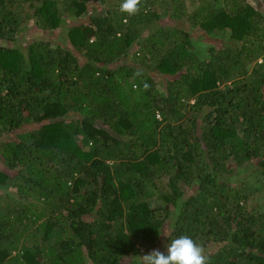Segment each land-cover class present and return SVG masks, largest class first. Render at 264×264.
<instances>
[{
  "label": "trees",
  "instance_id": "1",
  "mask_svg": "<svg viewBox=\"0 0 264 264\" xmlns=\"http://www.w3.org/2000/svg\"><path fill=\"white\" fill-rule=\"evenodd\" d=\"M122 2L0 0V264H264V0Z\"/></svg>",
  "mask_w": 264,
  "mask_h": 264
},
{
  "label": "clouds",
  "instance_id": "2",
  "mask_svg": "<svg viewBox=\"0 0 264 264\" xmlns=\"http://www.w3.org/2000/svg\"><path fill=\"white\" fill-rule=\"evenodd\" d=\"M140 3L141 0H123L120 11L133 15L139 11ZM141 264H208V259L201 245L182 235L168 243L166 254L157 249L141 256Z\"/></svg>",
  "mask_w": 264,
  "mask_h": 264
},
{
  "label": "rangeland",
  "instance_id": "3",
  "mask_svg": "<svg viewBox=\"0 0 264 264\" xmlns=\"http://www.w3.org/2000/svg\"><path fill=\"white\" fill-rule=\"evenodd\" d=\"M187 5H190V2H189V0H187ZM1 8V7H0ZM3 11V9H1V12ZM61 36H63L64 37V35L63 34H61V30H60V38H61ZM191 37H194L193 35H191ZM197 38V37H196ZM219 38L220 37H217V36H215L214 38H213V41L216 39V40H219ZM30 40V37L28 36V35H26V33H25V31H24V29L22 30V32H20V42L22 43V44H24V45H26L27 44V42ZM196 40H198V41H196L195 43V49L196 50H198L199 51V53H201L200 52V49H199V47H200V39L199 38H197ZM220 41H221V39H220ZM209 47V46H208ZM207 56H208V53H204V54H202L201 55V58L202 59H206L207 58ZM153 71V69H151V70H148V73H149V75H152L151 74V72ZM156 74V73H155ZM156 75H160L159 73H157ZM153 76V75H152ZM164 78V77H163ZM164 79H166V78H164ZM134 79H131V81H133ZM167 80V79H166ZM1 165H3V162L1 161V163H0ZM251 180H252V178H250ZM167 180L166 179H164V182H166ZM249 182V184H254L256 181H248ZM12 191H13V193H15V191H16V189H12ZM5 191L4 190H1L0 191V194H2V193H4ZM12 193V194H13ZM8 199H9V197L6 199V202L8 201ZM257 201H259V200H257ZM162 240H165V238L167 237L166 235L170 232V223H167L166 224V226L162 229Z\"/></svg>",
  "mask_w": 264,
  "mask_h": 264
}]
</instances>
